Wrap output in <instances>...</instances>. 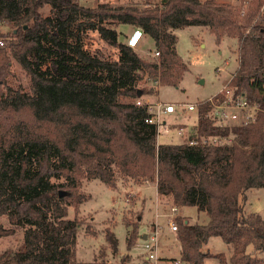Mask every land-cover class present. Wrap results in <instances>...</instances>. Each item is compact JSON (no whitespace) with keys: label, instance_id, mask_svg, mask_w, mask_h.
Instances as JSON below:
<instances>
[{"label":"trees","instance_id":"16d2710c","mask_svg":"<svg viewBox=\"0 0 264 264\" xmlns=\"http://www.w3.org/2000/svg\"><path fill=\"white\" fill-rule=\"evenodd\" d=\"M260 15L259 22L252 23L255 13L240 22L231 6L217 0L96 7L76 0H0V82L11 57L31 80L29 91L0 88V118L19 116L0 132V214L25 231L18 249L0 253V264H122L75 260L80 220L68 217L69 207L84 201L78 188L85 179L117 188L119 179L155 174L161 191L175 192L179 208L196 206L208 215L206 223L178 216L180 259L204 264L217 256L220 264H264V219L246 213L242 203L248 190L264 187V111L248 125L222 126L203 101L197 106L199 138L232 136V143L159 144L148 106L121 100L145 92L138 86L145 75L178 85L187 66L174 30L201 25L219 42L225 35L239 38L231 86L264 108V10ZM123 24L141 28L160 56L148 60L120 40L117 26ZM87 29L116 46L118 57L85 49ZM137 229L128 232V248ZM106 231L117 249V237ZM212 236L227 243L229 259L204 251Z\"/></svg>","mask_w":264,"mask_h":264},{"label":"rangeland","instance_id":"374dc122","mask_svg":"<svg viewBox=\"0 0 264 264\" xmlns=\"http://www.w3.org/2000/svg\"><path fill=\"white\" fill-rule=\"evenodd\" d=\"M76 1L85 6L96 7L103 2L112 5H130L142 4L145 0ZM159 1L151 0V2ZM217 1L231 6L238 14L240 22H244V19L252 13H255L252 23L259 22L260 14L264 10V0ZM43 10L48 12L49 6H45ZM251 27L249 25L245 32H249ZM117 28L123 32L119 39L126 41L132 30L137 27L123 24L122 26L118 25ZM1 29L5 32L10 30L6 26H1ZM174 33L177 37V52L187 66L179 84H166L160 77L156 79L145 75L138 84L139 88L145 91L144 93L135 97L122 96L121 98L124 102H137V98H140L142 103L151 104L154 111H157L159 104H175L176 111L174 113H162L161 115L157 135V142L160 144L186 142L190 135L199 138L197 132L198 110L197 107L189 110L188 105L192 103L198 106L200 102L220 93L225 86H231L230 81L239 67V38L237 36L225 35L219 42L210 28L201 25L177 28ZM82 44L85 49L94 54L111 58L118 57V48L103 40L97 30L87 29L84 31ZM155 50L154 40L144 33L137 49L138 53L148 60H154L158 58L155 55ZM7 71L8 73L0 82V88L4 89L6 84L12 87L22 86L27 91L31 90L30 75L12 57ZM16 117L12 116L9 120L0 118V132L10 121L16 120ZM180 128H183V134L179 133ZM231 137L219 139V141L224 144L232 143V140L229 141ZM117 184V188H112L100 179H85L78 188V192L85 196V199L78 207L77 205L70 206L68 211L69 218L80 220L75 260L104 259L122 264H149L141 253L140 245L145 241V233L150 232L153 228V223L162 226L159 256L167 263L172 260V257L180 258L181 245L178 240V232L169 231L168 226L170 208L173 203L177 204L175 192L173 190L161 191L158 188L156 174L153 179L142 177L119 179ZM242 203L246 213L256 212L264 219V187L248 190ZM178 213L185 215L192 223L208 221L207 213L200 211L196 206H182ZM128 223L133 226L127 225ZM134 225L138 228L139 236L136 233L132 247L128 248V232ZM0 226L5 232L0 235V253L18 249L24 240V228L14 226L6 214H0ZM106 229L111 230L117 237V249L110 244ZM204 251H209L213 255H224L227 259L232 254L227 243L220 236H212ZM204 264H220V261L217 256H211L205 260Z\"/></svg>","mask_w":264,"mask_h":264},{"label":"built area","instance_id":"2783aa9c","mask_svg":"<svg viewBox=\"0 0 264 264\" xmlns=\"http://www.w3.org/2000/svg\"><path fill=\"white\" fill-rule=\"evenodd\" d=\"M144 37V32L141 28H135L127 39V44L132 48L136 49L140 46V43ZM156 57L160 55L159 51H155ZM236 90L232 86H225L220 93H216L211 96L206 102L210 103V108L208 110V115L215 119L217 123L222 126H238V125H248L255 121L259 112L264 111L258 103L251 102L247 97L246 93H236ZM138 105H147L151 116L147 119L148 122L158 123L161 120L162 113H174L176 111L175 104H159L157 106V111L152 109L151 104L142 103L140 98H137ZM197 105L190 103L188 105L189 110H193ZM159 131V127H158ZM183 128H180L179 133L183 134ZM218 137H203L200 141L199 138L194 136H188V142L191 145L198 144L202 142L204 144H224V142L219 141ZM231 141V139H229ZM179 207L176 203H173L170 208V214L168 219L169 231L176 232L178 230L177 217L180 215ZM162 234V226L158 223H153V228L150 232L145 233V241L140 245L142 254L147 259L149 264H189L180 258H175L168 263L166 260L159 256V242L160 236Z\"/></svg>","mask_w":264,"mask_h":264},{"label":"crops","instance_id":"0c3cea01","mask_svg":"<svg viewBox=\"0 0 264 264\" xmlns=\"http://www.w3.org/2000/svg\"><path fill=\"white\" fill-rule=\"evenodd\" d=\"M133 30H134V29H133ZM133 30H132V31H133ZM131 33H132V32H131ZM131 33H130V34H131ZM137 49H138V48H136V50H137ZM159 144H160V143H159ZM169 257H170V256H169ZM172 258H173V257H172Z\"/></svg>","mask_w":264,"mask_h":264},{"label":"water","instance_id":"95a60500","mask_svg":"<svg viewBox=\"0 0 264 264\" xmlns=\"http://www.w3.org/2000/svg\"><path fill=\"white\" fill-rule=\"evenodd\" d=\"M144 237H145V235H144Z\"/></svg>","mask_w":264,"mask_h":264}]
</instances>
